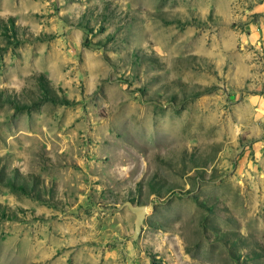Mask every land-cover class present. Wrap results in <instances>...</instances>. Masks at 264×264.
<instances>
[{
  "label": "rangeland",
  "instance_id": "obj_1",
  "mask_svg": "<svg viewBox=\"0 0 264 264\" xmlns=\"http://www.w3.org/2000/svg\"><path fill=\"white\" fill-rule=\"evenodd\" d=\"M0 264H264V0H0Z\"/></svg>",
  "mask_w": 264,
  "mask_h": 264
},
{
  "label": "water",
  "instance_id": "obj_2",
  "mask_svg": "<svg viewBox=\"0 0 264 264\" xmlns=\"http://www.w3.org/2000/svg\"><path fill=\"white\" fill-rule=\"evenodd\" d=\"M128 210L134 214V234L133 239H137L141 233V225L146 216V207L145 206H134L132 203L127 202L125 204Z\"/></svg>",
  "mask_w": 264,
  "mask_h": 264
}]
</instances>
